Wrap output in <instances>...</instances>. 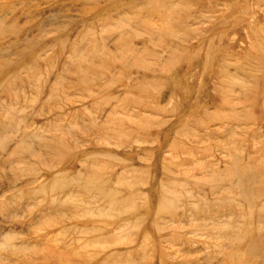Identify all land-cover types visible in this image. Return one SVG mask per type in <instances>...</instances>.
Segmentation results:
<instances>
[{
    "label": "rangeland",
    "instance_id": "374dc122",
    "mask_svg": "<svg viewBox=\"0 0 264 264\" xmlns=\"http://www.w3.org/2000/svg\"><path fill=\"white\" fill-rule=\"evenodd\" d=\"M149 1L0 0V264L264 263L233 236L264 230V0ZM182 192L214 223L156 226Z\"/></svg>",
    "mask_w": 264,
    "mask_h": 264
},
{
    "label": "bare ground",
    "instance_id": "6f19581e",
    "mask_svg": "<svg viewBox=\"0 0 264 264\" xmlns=\"http://www.w3.org/2000/svg\"><path fill=\"white\" fill-rule=\"evenodd\" d=\"M143 2H146V3H149L150 1L149 0H142ZM191 1V0H190ZM226 1V0H225ZM193 4V3H192ZM256 4V3H255ZM151 5V4H150ZM262 6V5H261ZM115 7H117V3L115 4ZM120 7V6H118ZM151 9H154V10H151L150 12L153 13L155 11V6L154 5H151ZM203 11V10H202ZM242 13V12H241ZM238 14V13H237ZM264 14V13H263ZM246 15V14H245ZM237 19V18H236ZM233 22V21H232ZM37 26V25H36ZM30 28V27H29ZM263 28V27H262ZM15 29H11L10 31H8L9 33L14 31ZM4 31H7V30H4V29H0V33L4 32ZM18 31L20 32L21 30L18 29ZM43 31V30H42ZM45 32V30H44ZM5 33V32H4ZM64 41V40H63ZM27 44H31V45H34V41H29V40H26ZM63 43V42H62ZM61 43V44H62ZM263 50V49H262ZM206 62V61H205ZM229 70V68H228ZM231 70V69H230ZM229 70V71H230ZM258 70V69H257ZM202 73V72H201ZM221 74V73H220ZM222 75V74H221ZM199 81V80H198ZM236 92V91H235ZM169 104V103H168ZM235 129V128H234ZM243 150V149H242ZM242 152V151H241ZM242 154V153H241ZM212 157V156H211ZM237 157V156H236ZM240 157V156H239ZM239 159V158H238ZM98 168V167H97ZM236 170V169H235ZM248 173L250 174V172L248 171ZM236 174V173H235ZM230 177V176H229ZM232 177V176H231ZM101 178V177H100ZM100 178H90L89 181L87 182V185H84L85 186V189L87 188H98L100 189L101 192H103L105 189V187H97L98 185L102 184L104 185L105 184V181H103L102 183H99L100 181ZM57 180V179H56ZM231 180V183L234 184V186L238 187L241 189V192L243 193V195L246 196V201L249 203L250 206H253V204L255 203L256 201V196L257 195H253L251 193H248L247 192V189H246V182L243 178V174H240L238 175V177H236L235 179H230ZM57 184V183H56ZM54 186V185H53ZM234 188V187H233ZM248 188V187H247ZM213 189V188H212ZM80 190V189H79ZM88 190V189H87ZM109 192V191H108ZM107 192V194H108ZM87 194V193H86ZM255 197V198H254ZM108 200L107 201H110V203H112L111 199H112V196H109L107 197ZM185 192H182L180 195H173V198L169 199L167 202L165 203H160L158 204V210L156 212V215H155V223H156V226H159L158 223L160 222H169V221H177V220H180V216H183L185 217L186 219H188V221H192V223H195V221H197L200 217H203V219H206V220H212L211 222L214 223V215L218 214V211L214 208H212V203L210 201V203H206V206L205 207H198V208H195V209H192V208H184V210L181 211H178V206L180 204H184L186 203V201H184L185 199ZM80 203V202H79ZM236 204V203H235ZM224 207V206H223ZM148 208V207H147ZM147 208H145V211L147 210ZM251 209V208H250ZM187 210H190L191 212L188 213ZM222 211V210H221ZM233 212V210H232ZM224 214V213H223ZM260 217L261 215L258 214ZM78 217V216H77ZM76 217V218H77ZM167 217V218H166ZM259 218V217H258ZM205 220V221H206ZM262 220V219H261ZM184 221V219H183ZM259 222V219L257 220ZM247 222V221H246ZM264 221H262V224H263ZM231 223V222H229ZM249 224L251 222H248ZM261 225V223H260ZM232 226V225H231ZM249 226H252V224H250ZM205 227V226H204ZM202 227V225L199 223L195 224L194 225V229L200 233L201 235H205V236H208L210 237L211 239V244L213 245V250L216 251L215 253L217 254H220L219 252L223 251L221 250V239L223 236H225L223 233H225L221 228L219 227H215L213 229H209V228H204ZM229 227V226H228ZM156 228V232L154 234V238L152 237V240L155 241L156 243H160V242H165V243H168L171 247L172 246H175L176 244H179L181 245L182 244V241H184V235H183V231L182 230H176V229H165L163 227H155ZM262 228V227H261ZM264 228V227H263ZM228 230V229H227ZM231 231V230H230ZM264 230H261V229H258V230H254V231H251V229H248L246 230L245 228L243 229H240V231H238L236 234H233V236H235L236 238H234V240L239 243L238 244V248H240L238 251H242L243 250V254L244 253H247L249 254V256H258V257H264V233H263ZM232 232L234 233V231L232 230ZM236 232V231H235ZM259 232V233H257ZM257 233V235H256ZM216 234H219V236H217ZM231 234V233H230ZM229 234V235H230ZM232 235V234H231ZM232 237V236H231ZM231 237L229 236V240L231 239ZM191 238V237H190ZM194 238V237H193ZM207 238V237H206ZM197 239V238H196ZM223 239H225V237H223ZM200 240V239H199ZM227 240V239H225ZM223 240V242L225 241ZM72 241V240H71ZM206 241V240H205ZM231 241L233 242V240H230L229 243H231ZM152 242V241H151ZM193 242V241H192ZM243 242H246V245L245 247L242 248L241 244ZM72 243V242H71ZM195 243V242H194ZM235 243V242H234ZM234 243H232L234 245ZM86 244L88 245H91L93 244V241H87ZM231 244V245H232ZM236 244V243H235ZM157 244H155L156 246ZM210 245V244H207V246ZM223 245V244H222ZM230 245V244H229ZM232 245V246H233ZM244 245V244H243ZM234 247V246H233ZM156 250L158 251V254L156 255V253H154L153 255H150L148 253H145L143 255L144 258H150L149 259V262L148 264H156L158 261L160 262V259L161 260H165V249L164 247H160V249H158L157 247H155ZM166 248H167V244H166ZM235 248V247H234ZM233 248V250H234ZM237 248V247H236ZM236 248H235V251H236ZM82 249V248H81ZM152 249V247H151ZM212 250V251H213ZM232 250V251H233ZM231 251V252H232ZM178 252V251H177ZM164 253V254H163ZM230 253V252H229ZM239 253V252H238ZM233 254H237V251L236 253H233ZM240 254V253H239ZM99 255V252L97 251H93V255H88V256H91V264H96V261L100 260L101 258L98 256ZM225 255V254H224ZM216 258V257H215ZM228 258V257H227ZM213 259V258H212ZM261 260H263L262 258H260ZM229 260L230 262H232L231 264H248L245 260H242L241 257L239 255H230L229 256ZM211 261V260H210ZM226 261V260H225ZM260 261V260H259ZM264 261V260H263ZM262 261V262H263ZM261 262V263H262ZM264 264V263H262Z\"/></svg>",
    "mask_w": 264,
    "mask_h": 264
}]
</instances>
